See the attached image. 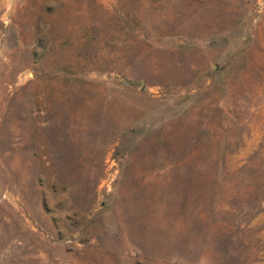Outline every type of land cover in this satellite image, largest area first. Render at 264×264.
<instances>
[{"label": "rangeland", "instance_id": "1", "mask_svg": "<svg viewBox=\"0 0 264 264\" xmlns=\"http://www.w3.org/2000/svg\"><path fill=\"white\" fill-rule=\"evenodd\" d=\"M0 264H264V0H0Z\"/></svg>", "mask_w": 264, "mask_h": 264}]
</instances>
